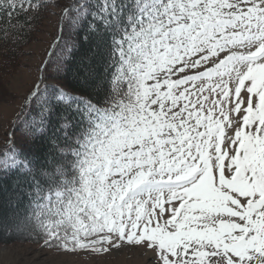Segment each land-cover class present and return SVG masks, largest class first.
<instances>
[{
	"label": "snow or ice",
	"instance_id": "obj_1",
	"mask_svg": "<svg viewBox=\"0 0 264 264\" xmlns=\"http://www.w3.org/2000/svg\"><path fill=\"white\" fill-rule=\"evenodd\" d=\"M52 7L3 131L0 226L68 256L264 264V0H0V40Z\"/></svg>",
	"mask_w": 264,
	"mask_h": 264
},
{
	"label": "rangeland",
	"instance_id": "obj_2",
	"mask_svg": "<svg viewBox=\"0 0 264 264\" xmlns=\"http://www.w3.org/2000/svg\"><path fill=\"white\" fill-rule=\"evenodd\" d=\"M59 9L50 10L43 21L37 38L24 49L19 67L10 72L0 73V145L3 144V131L14 116L20 98L28 91L37 72V66L46 59L53 49L59 25L57 16ZM67 38V31L65 32ZM55 58V57H54ZM55 70L54 64L51 66ZM0 264H151L150 254H142L138 249L125 248L112 255L68 256L41 249L38 244L15 241L0 242Z\"/></svg>",
	"mask_w": 264,
	"mask_h": 264
},
{
	"label": "trees",
	"instance_id": "obj_3",
	"mask_svg": "<svg viewBox=\"0 0 264 264\" xmlns=\"http://www.w3.org/2000/svg\"><path fill=\"white\" fill-rule=\"evenodd\" d=\"M53 2H55V0H53ZM51 9H53V7L49 8L47 12L43 13L41 18L33 23L32 29L28 31L26 35L20 37L19 39H16L15 42H12L11 40H9L8 42L0 40V73L6 71L10 72V70L15 68V66L19 67L18 60H20L24 55L25 47L37 38L41 25L47 18V15L49 14ZM54 47H56V45H54ZM53 64L56 67V63ZM68 67L70 70L67 72L66 76L67 80L71 82L73 79V71L75 70V63L70 62ZM15 241L34 243L29 239L20 237L19 234L15 232L10 225L0 226V242L12 243Z\"/></svg>",
	"mask_w": 264,
	"mask_h": 264
}]
</instances>
